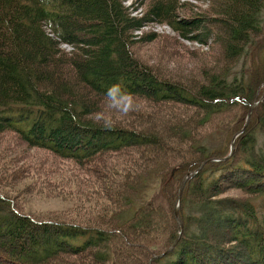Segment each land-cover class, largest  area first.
Segmentation results:
<instances>
[{"label":"trees","instance_id":"1","mask_svg":"<svg viewBox=\"0 0 264 264\" xmlns=\"http://www.w3.org/2000/svg\"><path fill=\"white\" fill-rule=\"evenodd\" d=\"M125 1L0 0V133L10 130L29 145L46 148L76 162L109 151L129 152L125 151L129 147L138 148L134 151L137 154L141 148L146 149L144 144L148 142H170L173 138L161 141L126 128L120 122L104 126L106 121L115 122V119H97L95 114L102 111V103L105 106L110 100L123 103L120 108H124L127 98L135 96L168 101L165 105L171 101L192 105L199 109L196 117L199 126L209 124L215 113L240 105L244 109H239V122L231 135L235 136L244 127L250 105L264 92V0H209L206 11L189 16L180 15L184 4L181 0H151L140 16L134 15ZM154 22L167 24L181 37L203 44L208 45L212 39L223 53V62L213 52L210 59L214 63H204L209 68L203 74L204 81L192 87L161 78L134 51L138 41L156 38L137 35V31ZM63 45L73 49L66 50ZM254 48L262 52L253 54L260 56L261 71L245 68L246 60L251 63L249 55ZM238 64L241 66L235 68ZM247 86H251L250 90ZM109 88H112L110 94ZM239 110L229 118L237 116ZM254 116H258L259 125H255ZM253 124L255 127L250 131ZM246 130L248 136L243 133ZM244 131L236 136L234 152L228 158L225 157L230 150L218 155L221 151L211 148L209 139H188L177 145L184 152L193 149L182 158V163L191 158L188 164L164 162L162 173L152 176L150 171L159 164L151 167L146 160L142 172L135 175L139 179L133 182L131 175L132 181L125 180L123 189L116 188L117 194H128L122 197L125 211L111 216L110 225L33 220L12 210L10 200L0 197V204L6 206L0 208V255L2 250L10 254L11 260L6 258L5 264H68L64 260L67 254L77 255L85 264H131L136 258L147 264L155 251L165 252L179 231L161 228L166 221L163 208H158L162 203L157 201L159 197L154 194L153 186L159 183L163 189L164 184L170 186L177 181L176 189L167 199L172 211L182 178L197 170L205 160L206 167L235 165L241 174L256 172L263 180L264 97L254 107ZM257 133L261 143H256L257 137L254 140ZM183 142L190 145L184 146ZM239 143L247 147L253 160L245 151L244 156H239ZM213 158L217 160L209 161ZM129 160L135 170L142 163L136 157ZM219 176L220 173L213 177ZM198 177L202 185L197 181L196 190L202 193L201 186L213 177L207 179L203 174ZM256 188L250 199H209L213 209H207L206 213L196 210L188 216L192 237L178 245L175 252L166 253L155 262L264 264V186ZM180 204L181 212L183 195ZM204 219L202 231L198 222ZM186 221L183 218L185 230ZM159 232L168 235L162 238ZM115 236L124 241L118 253L107 241Z\"/></svg>","mask_w":264,"mask_h":264},{"label":"rangeland","instance_id":"2","mask_svg":"<svg viewBox=\"0 0 264 264\" xmlns=\"http://www.w3.org/2000/svg\"><path fill=\"white\" fill-rule=\"evenodd\" d=\"M150 2L151 0H126L125 4L134 15L140 16L147 9ZM181 2L184 4L180 15L189 16L197 14L199 11H206L208 9L209 0H181ZM137 33L139 37L145 35L156 37L149 42H145L144 40L138 41L134 51L142 60L141 62L153 68L161 78L176 80L182 85L185 83L192 87V85L204 81L205 76L203 74L209 69L204 63H214L213 59H210L213 52L216 54V58L219 59V62H223V53H221L220 47H218L217 43H214L212 39L209 40L207 45L195 41L190 37L183 38L167 24L157 22L144 26L141 30L137 31ZM62 47L69 51L73 49V47L69 45H63ZM257 53L262 52L254 48L249 55L251 63L246 60L247 64L245 68H247V70L250 68V71L255 69L261 71L260 56H254ZM253 56L254 58L252 61ZM244 59L246 58L244 57ZM241 62L243 63V59H241ZM216 64H218V62ZM238 66L241 65L238 64L235 68H238ZM247 88L250 90L251 86H247ZM167 102L168 101L156 102L147 97L135 96L127 98L126 107L120 108L123 103H112V101L107 100L105 106H103L102 103V111L95 114L99 117L97 119H115L116 121L111 123L120 122L121 125L126 128H132L138 132L141 131L147 136L153 135L155 138L161 139V141L173 138L167 143L151 144L148 142L144 144L146 145V149L143 150V148H141L140 152H138L140 153L139 156H137L138 153L136 154V152H134L138 148L129 147L125 149V151L129 152L109 151L98 156L95 155L90 160L76 162L71 158L61 157L46 148L29 145L15 132L10 130L1 132L0 197H5L10 200L9 203L11 204L12 210L25 213L33 220L57 222L66 220L70 221V223L75 222L90 226L110 225L108 221H110L111 216L122 214L125 211V199L122 197L128 194L125 193L121 196L116 193L119 190L116 188L123 189L122 187H125L123 185L124 181L127 180L131 182L132 177L134 180L133 182L139 179L135 175L136 173L139 174L142 172L146 160H149L148 164H150L151 167H155L154 163L159 164V167L150 171L152 176L162 173L161 166L164 162H167L168 165L176 163L177 161L181 165L188 164L191 158L188 159L186 163H182V158L187 157L186 155L190 154L193 149L190 148V150H186V152L177 149V145H182V143L179 142L187 141L188 139L192 141L209 139L211 148H217V150L221 151L218 155H224L227 150L229 152L234 137V134H231L234 133L233 130L237 126L241 114L239 109L244 108L237 105L225 112L215 113V116L212 117L209 124L199 126L200 121L197 122L196 119L199 109L194 108L192 105L174 101H171L169 105H165ZM238 110L239 113L237 116H233L230 119L229 115ZM254 119H256V122H254V120L253 122L257 123L255 125H259L258 116H254ZM246 121L247 118L244 127L241 128V130H243L241 132L238 130L235 134H240L244 131L249 123L248 122L245 126ZM255 125H252L250 131ZM243 133L247 134L248 131L246 130V132L244 131ZM253 137L254 140L255 137H257L256 143H261L259 141L261 137H259L258 133L257 135H253ZM229 138H231V140H229ZM229 141L230 143H228ZM244 142L250 143L247 140ZM183 143L184 146L189 144L187 142ZM195 144L197 143L193 145ZM238 145L239 151H241L239 156H244L246 154L248 158H252L250 160H253L252 155L246 151L247 147H245L243 143H239ZM259 145L262 147L261 144H258V146ZM258 146H255L257 150ZM130 151H132V154ZM244 151L245 154H243ZM198 153L199 156H202L200 152ZM134 157L138 158L140 161L142 159L141 165L136 170L135 168H131V161L129 160ZM211 160L217 159L213 158L209 161ZM116 162L119 163V166L116 165ZM207 162L208 161L205 160L201 163L198 166L199 170L186 181V184H188L187 186L185 184L186 187L184 186L181 194L183 195V209L180 212V204L178 216L174 208L178 196L176 197L172 211L168 203L170 200L167 201V199H170L172 196L170 193L176 189L175 185L177 181L174 180V182L170 183V186L164 184L165 187H163V189L159 183L156 187L153 186V190H155L154 194L159 197L157 201L162 203L158 208L161 210L163 208L164 220L166 221L165 224L160 225L161 228L163 227V229L165 228L167 231L172 229L173 232L179 230L174 241L167 247V249L172 247L171 251L167 254L175 252L178 245L180 247L184 244V241L190 239V236L192 237V226L190 225L188 216H192V212L196 210H204L203 213H206L207 209H213L212 207L214 204L208 201L209 199H250L255 195L257 185L264 186V178L260 180V176L256 172L244 175L240 173L239 168L235 165H230L225 168L224 164L222 167L218 168L214 164V166L212 165L210 168V166L206 167L205 164ZM219 173V178L213 177L215 174ZM202 174L203 177H207V179L210 177L213 178H210L207 183L201 186L203 188L201 193L196 190V183L199 181L200 185H202V179L198 177V175L202 176ZM142 184H145V182ZM131 186H133V183ZM138 186H141L140 181L138 182ZM210 194L211 196H209ZM202 197L203 199H201ZM5 207L6 206L0 204V208ZM183 218L187 220L186 230L183 224ZM179 219L182 222V227L179 224ZM212 221L224 227L214 220ZM119 223L120 221H118L117 224ZM205 223L206 219L202 222H198L202 231L205 228ZM217 230L223 231L222 228H217ZM227 232L228 230H226V233ZM160 233L162 232L158 233L160 236L162 235V238L168 235V233ZM227 236H229L228 233ZM115 237L116 238L112 240L107 239V241L113 244L111 247L118 253L124 241L119 239L118 236ZM177 238L178 241L175 244ZM167 249L165 251H167ZM167 254L163 250L159 252L155 251V255L152 257L150 256L147 264H163V262H155V260ZM67 255L68 257L65 258L68 260L65 258L64 260L68 264L86 263L85 260L83 261L82 258H78L77 255ZM9 256L10 254L6 250H2L0 262H4L3 264H5L6 258L11 260ZM125 262L130 261L125 260ZM131 264L142 263L136 258Z\"/></svg>","mask_w":264,"mask_h":264},{"label":"water","instance_id":"3","mask_svg":"<svg viewBox=\"0 0 264 264\" xmlns=\"http://www.w3.org/2000/svg\"><path fill=\"white\" fill-rule=\"evenodd\" d=\"M264 97V92L261 94V96L259 98H257L249 107V111H248V115H247V121H246V124L245 126L247 125V123L249 122V119H250V116H251V113H252V110L254 109V107L263 99ZM243 130V129H242ZM242 130H240L239 132H241ZM238 135V133L233 137V140H232V145L230 147V153L225 157V158H228L232 155V153L234 152V141H235V138L236 136ZM199 170V168L197 170H193L191 172H189L188 174H186L184 176V178L182 179V182L180 184V187H179V193H178V198H177V202H176V206H175V213L176 215L178 216V213H179V206H180V202H181V194H182V190L186 184V181L188 180L189 177H191L192 175H194L197 171ZM179 224L180 226L182 227V222L181 220L179 219ZM178 241V238L176 239L175 241V244L176 242ZM174 247V246H173ZM172 247H170L169 249H167V251H165L166 253H168L169 251H171ZM162 256V255H161Z\"/></svg>","mask_w":264,"mask_h":264},{"label":"clouds","instance_id":"4","mask_svg":"<svg viewBox=\"0 0 264 264\" xmlns=\"http://www.w3.org/2000/svg\"><path fill=\"white\" fill-rule=\"evenodd\" d=\"M113 87H116V86H113ZM108 92L110 94L112 92V88H109L108 89ZM129 106H131V105H129ZM104 126L105 127H111L112 125H111V122L110 121H106L105 124H104Z\"/></svg>","mask_w":264,"mask_h":264},{"label":"bare ground","instance_id":"5","mask_svg":"<svg viewBox=\"0 0 264 264\" xmlns=\"http://www.w3.org/2000/svg\"><path fill=\"white\" fill-rule=\"evenodd\" d=\"M245 130V129H244Z\"/></svg>","mask_w":264,"mask_h":264}]
</instances>
